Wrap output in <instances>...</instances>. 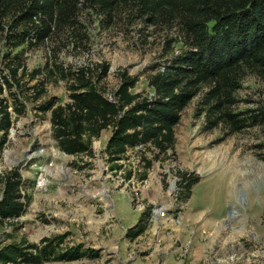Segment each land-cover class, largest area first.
Listing matches in <instances>:
<instances>
[{"label":"rangeland","instance_id":"rangeland-1","mask_svg":"<svg viewBox=\"0 0 264 264\" xmlns=\"http://www.w3.org/2000/svg\"><path fill=\"white\" fill-rule=\"evenodd\" d=\"M129 13L130 8L119 7L108 20L84 5L73 36L23 46L21 59L29 70L44 68L54 56L73 69L106 62L108 73L99 83L105 96L113 98L122 70L137 77L131 92L152 94L148 76L181 48L172 41L178 28L148 25ZM241 75L230 109L257 121L248 119L251 124L234 133L223 122L205 129L199 103L203 86L181 112L172 151L155 157L149 146L129 148L116 161L120 168H112L104 153L110 126L93 140L92 156L68 155L53 137L50 111L39 115L34 101L26 99L25 113L12 116L7 136L0 132V143L5 140L0 174L19 168L28 203L17 219L0 221V243L64 235L63 246L97 250L93 258L42 264H264V75L249 69ZM47 80L39 101H70L64 80ZM26 82L21 79L10 93L4 88L0 98L11 102V94H21L35 80ZM145 159L151 160L149 167ZM184 173L199 176L188 199L176 190ZM192 210L208 216L212 225L201 228L189 221ZM139 215L144 231L127 238ZM194 244L204 249L198 252Z\"/></svg>","mask_w":264,"mask_h":264},{"label":"trees","instance_id":"trees-1","mask_svg":"<svg viewBox=\"0 0 264 264\" xmlns=\"http://www.w3.org/2000/svg\"><path fill=\"white\" fill-rule=\"evenodd\" d=\"M84 5L108 20L117 8L128 7V15L145 24L177 25L178 39L172 41L180 42L181 48L149 74L151 95L131 92L137 77L122 70L113 98L105 96L99 83L107 76L106 62L73 69L54 56L42 69L27 68L21 59L23 46L31 49L57 35L73 36ZM52 48L58 47L54 44ZM246 69L264 75V0H0V95L4 88L10 93L21 79L27 81L25 85L35 80L21 94H11V102L0 98L3 138L13 124L12 116L25 113V101L31 99L39 115L50 111L53 137L65 154L92 156L93 140L110 126L104 153L112 168H120L116 161L123 159L129 148L149 146L155 150V157L172 151L174 127L181 112L203 86L199 103L205 129L223 122L234 133L250 125L248 119L257 121L256 116L239 117L240 113L230 109ZM48 76L66 82L69 102L60 104L53 97L39 101ZM4 143L2 140L0 147ZM144 164L149 167L151 160L145 159ZM198 180V175L182 174L177 183L178 196L188 199ZM0 183V221L17 219L28 203L19 168L0 174ZM141 223L142 215L125 236L141 234L146 226ZM63 238L59 235L43 237L37 243L23 239L0 243V264H42L97 256V250L83 249L79 244L63 246Z\"/></svg>","mask_w":264,"mask_h":264},{"label":"crops","instance_id":"crops-1","mask_svg":"<svg viewBox=\"0 0 264 264\" xmlns=\"http://www.w3.org/2000/svg\"><path fill=\"white\" fill-rule=\"evenodd\" d=\"M187 217H189V221H193V222H199L200 223V227L201 228H208L209 226L212 225V223L209 221V217L204 215L202 212L200 211H195V210H192V211H188ZM139 218H140V215H139ZM138 218V219H139ZM138 221V220H137ZM198 236V235H197ZM196 245V249L198 250V252L200 250H203L204 249V246H199L200 244H194ZM200 254V253H199ZM198 254V255H199ZM142 264V263H140Z\"/></svg>","mask_w":264,"mask_h":264},{"label":"built area","instance_id":"built-area-1","mask_svg":"<svg viewBox=\"0 0 264 264\" xmlns=\"http://www.w3.org/2000/svg\"><path fill=\"white\" fill-rule=\"evenodd\" d=\"M150 95H151V94H150ZM136 147H138V146H136ZM136 147H135V148H136ZM176 190H177V192H178L179 188H178V187H176Z\"/></svg>","mask_w":264,"mask_h":264}]
</instances>
